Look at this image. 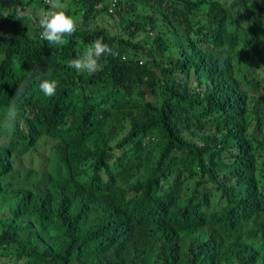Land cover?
Returning <instances> with one entry per match:
<instances>
[{
    "label": "trees",
    "instance_id": "16d2710c",
    "mask_svg": "<svg viewBox=\"0 0 264 264\" xmlns=\"http://www.w3.org/2000/svg\"><path fill=\"white\" fill-rule=\"evenodd\" d=\"M74 2L63 46L0 3V264H264V0Z\"/></svg>",
    "mask_w": 264,
    "mask_h": 264
},
{
    "label": "clouds",
    "instance_id": "9594fccd",
    "mask_svg": "<svg viewBox=\"0 0 264 264\" xmlns=\"http://www.w3.org/2000/svg\"><path fill=\"white\" fill-rule=\"evenodd\" d=\"M46 9H41L34 17V22L41 29L40 38L47 42L48 45L63 46L67 43L66 37L72 36L77 27L76 20L68 14L67 5L63 0H45ZM18 16L32 15L31 12H24L17 7ZM7 16V14H4ZM105 54L116 56L117 53L112 50L102 39H96L88 45L81 56L69 61L68 67L74 68L77 72H86L94 74L101 70L100 58ZM37 69H33L36 71ZM26 84H20L15 91L16 100L24 93ZM40 90L48 97L54 96L57 89L55 79L44 78L39 82ZM17 103L14 100L8 106V112L0 127L5 133L10 134L15 128V117Z\"/></svg>",
    "mask_w": 264,
    "mask_h": 264
},
{
    "label": "rangeland",
    "instance_id": "374dc122",
    "mask_svg": "<svg viewBox=\"0 0 264 264\" xmlns=\"http://www.w3.org/2000/svg\"><path fill=\"white\" fill-rule=\"evenodd\" d=\"M26 3H29L30 1H33V5H31L28 8V12L33 13L34 11L39 12L41 9H46L48 6L45 3V0H24ZM63 3L67 5V11L70 9V7L74 6L75 8L79 7L74 0H63ZM73 7V9H75ZM76 21L78 19H81L82 16L79 17H74L72 16ZM49 146H44L39 149V151L34 152V153H28L24 157H21L19 160L21 164L26 165V166H33L36 168H42L44 164V158H43V153L44 152H49Z\"/></svg>",
    "mask_w": 264,
    "mask_h": 264
},
{
    "label": "water",
    "instance_id": "95a60500",
    "mask_svg": "<svg viewBox=\"0 0 264 264\" xmlns=\"http://www.w3.org/2000/svg\"><path fill=\"white\" fill-rule=\"evenodd\" d=\"M0 3L6 4V5H11L13 7H20L22 9V4L19 3L16 0H0Z\"/></svg>",
    "mask_w": 264,
    "mask_h": 264
}]
</instances>
